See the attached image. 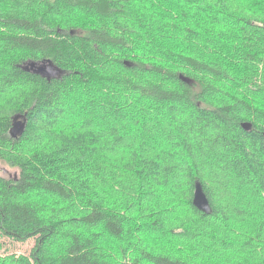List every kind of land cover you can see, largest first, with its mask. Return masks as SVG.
Here are the masks:
<instances>
[{
	"label": "trees",
	"instance_id": "16d2710c",
	"mask_svg": "<svg viewBox=\"0 0 264 264\" xmlns=\"http://www.w3.org/2000/svg\"><path fill=\"white\" fill-rule=\"evenodd\" d=\"M0 164V264H264V0H0Z\"/></svg>",
	"mask_w": 264,
	"mask_h": 264
},
{
	"label": "rangeland",
	"instance_id": "374dc122",
	"mask_svg": "<svg viewBox=\"0 0 264 264\" xmlns=\"http://www.w3.org/2000/svg\"><path fill=\"white\" fill-rule=\"evenodd\" d=\"M27 67L31 70L40 71L49 76H59L61 71L48 64H28ZM16 175V171L9 169L3 164H0V176L12 177ZM34 247V240L29 239L24 243L12 241L0 235V254L1 255H29Z\"/></svg>",
	"mask_w": 264,
	"mask_h": 264
},
{
	"label": "water",
	"instance_id": "95a60500",
	"mask_svg": "<svg viewBox=\"0 0 264 264\" xmlns=\"http://www.w3.org/2000/svg\"><path fill=\"white\" fill-rule=\"evenodd\" d=\"M192 203L193 206L202 213L208 214L210 212L208 200L203 193L201 185L199 183L195 184Z\"/></svg>",
	"mask_w": 264,
	"mask_h": 264
},
{
	"label": "bare ground",
	"instance_id": "6f19581e",
	"mask_svg": "<svg viewBox=\"0 0 264 264\" xmlns=\"http://www.w3.org/2000/svg\"><path fill=\"white\" fill-rule=\"evenodd\" d=\"M238 1V0H237ZM238 3V2H237Z\"/></svg>",
	"mask_w": 264,
	"mask_h": 264
}]
</instances>
